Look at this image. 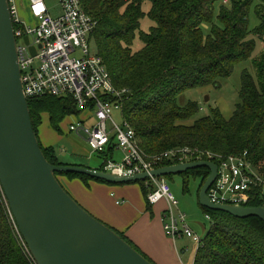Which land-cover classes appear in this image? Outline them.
I'll return each mask as SVG.
<instances>
[{
  "label": "trees",
  "instance_id": "1",
  "mask_svg": "<svg viewBox=\"0 0 264 264\" xmlns=\"http://www.w3.org/2000/svg\"><path fill=\"white\" fill-rule=\"evenodd\" d=\"M146 1L151 4L148 12L144 10ZM222 1L81 0L85 10L98 20L94 42L116 87L131 90L124 114L146 152L189 147L227 156L247 151L248 159L264 175V50L254 59L256 77L244 72L240 99L230 118L218 108L199 116L202 107L198 102L185 106L178 102L187 90L216 86L220 79L230 76L237 64L252 58L257 40L264 45V0H230L229 4ZM217 3L222 4L218 11ZM253 6L260 20L255 30L249 26ZM146 16L154 22L148 31L143 30ZM204 24L211 27L208 33ZM137 42L142 44L138 49ZM29 103L38 136L43 114L47 113L53 128L60 130L66 114L81 112L72 96L30 98ZM41 146L52 164L67 165L58 157L56 148ZM97 169H105V164ZM209 174L208 168L183 173L201 178L199 194ZM56 176L70 194L68 183L75 180L85 187L91 181L107 183L80 173L59 172ZM142 187L147 199L148 190L143 183ZM263 204L262 189L254 188L249 205ZM201 207L210 216V227L194 264H264V220ZM117 233L141 252L125 234ZM0 264H31L1 192Z\"/></svg>",
  "mask_w": 264,
  "mask_h": 264
},
{
  "label": "built area",
  "instance_id": "2",
  "mask_svg": "<svg viewBox=\"0 0 264 264\" xmlns=\"http://www.w3.org/2000/svg\"><path fill=\"white\" fill-rule=\"evenodd\" d=\"M28 2L32 16L38 20L35 27L18 18V0H9L24 93L28 99L72 96L84 120L72 122L70 130L84 137L94 152L106 154L116 148L123 153L120 162L107 160L106 170L119 175H132L151 173L154 169L170 165L209 160L219 165V175L209 192L214 201L246 206L252 199L254 188H261L264 193V175L248 159L247 151L227 156L189 147L171 148L155 154L146 152L139 143L135 128L124 114V103L129 99L131 90L116 87L103 58L96 48L93 50L91 47L98 20L85 10L81 0H61L63 11L58 17L51 14L45 0ZM223 3L229 4L230 0H223ZM32 46L36 48V55L31 51ZM120 109L123 124L113 118L114 110ZM143 185L148 190L149 205L162 201L166 205L163 211L165 234L175 241L192 239L197 252L203 237L192 228L166 177H151ZM0 192L7 203L21 248L30 263L37 264L19 231L1 184ZM206 218L210 220L209 215Z\"/></svg>",
  "mask_w": 264,
  "mask_h": 264
},
{
  "label": "water",
  "instance_id": "3",
  "mask_svg": "<svg viewBox=\"0 0 264 264\" xmlns=\"http://www.w3.org/2000/svg\"><path fill=\"white\" fill-rule=\"evenodd\" d=\"M31 51L36 55L35 46ZM199 168L210 170L199 194L203 207L264 220V205L242 206L211 198L209 192L219 175L214 161H191L132 175L52 164L44 154L24 93L10 3L0 0V184L37 264H156L86 210L56 173H80L110 184H127Z\"/></svg>",
  "mask_w": 264,
  "mask_h": 264
},
{
  "label": "rangeland",
  "instance_id": "4",
  "mask_svg": "<svg viewBox=\"0 0 264 264\" xmlns=\"http://www.w3.org/2000/svg\"><path fill=\"white\" fill-rule=\"evenodd\" d=\"M51 14L54 17H58L62 14V4L61 0H45ZM19 2V13L18 18L26 23L29 26L35 27L38 25V20L35 19L28 6L29 2L28 0H18ZM222 4L223 1H222ZM221 3L216 4V10L218 11ZM150 2L146 1L144 3V10L145 12H148L150 9ZM260 20L256 14L254 6L250 10L249 15V26L251 30H255L256 27L259 25ZM154 25V22L146 16L143 20V30L148 31L150 30V27ZM210 25L204 24V30L205 33H208L210 31ZM142 44L140 42H137L136 48H140ZM91 47L94 50L96 48L95 42L91 43ZM264 50V45L260 40H257L256 42V50L254 55L251 59L243 61L239 64H237L233 70V73L228 76L220 79L219 84L216 86H208L206 88H195L187 90L185 93L181 94L178 98V102L181 106H185L189 104L190 102H198L199 105L202 107V111L199 114V116H204L211 114L212 109L218 108L221 110V112L225 115L226 118H230L234 111L236 110L237 104L240 99V90L242 86L243 81V74L247 70L249 73H251L254 77H256V67L254 64V59L260 54L261 51ZM77 55H80L77 53ZM69 96V95H66ZM209 96V99L206 100V97ZM64 97V96H61ZM84 115H82L81 112H74V113H68L65 115V117L62 119L60 123L61 131L50 127V118L47 115L43 116V124L40 128V133L45 136L46 142L43 140L44 143L48 145H52L56 148L57 155L60 158V160L67 164V165H80L85 166L89 168H99L101 164H106L107 160H115L120 162L123 158V153L121 150L116 149L114 150V155L112 156L111 152L109 151L105 155L94 152L92 147L89 145V143L86 141L85 138H83L81 135L73 132L70 130V125L72 122H77L80 120H84ZM198 116V117H199ZM113 118L114 120L119 123L123 124V118H122V110H114L113 112ZM193 121H188L186 123H192ZM111 126V123H110ZM168 182L171 185V188L178 198L181 208L187 213V216L195 227V229L192 228L202 237L205 235L206 230L210 227V220L206 218V214L204 210L201 208V206L198 203V195H199V187H200V179L196 178L193 175H183L182 174H173L171 176L166 177ZM98 183L101 184L99 188L94 187V185ZM188 185V190H185V185ZM86 185V184H85ZM88 187V188H87ZM124 188L125 191L130 195L128 198L132 200H137V203L144 202L143 207L144 211H146L145 201L143 198V187L141 182H134V183H127V184H107V183H101L97 181H91V185H86L84 187L81 185V182L79 180H75L72 183H68V188L70 189L71 194L80 204L89 212L93 213L96 218L107 224L108 222L103 219L102 215L100 213L102 211H98L97 204L101 201H104L107 205L108 209H118L126 207L124 205L122 206H116L115 204V198L111 196V190H118L119 188ZM131 190V193L129 192ZM134 191V192H133ZM85 198V201L82 199ZM87 200L95 206L97 210L94 212V210L90 211ZM164 202H160L154 206H147L148 215L150 217H155L159 210L164 206ZM92 206V205H91ZM166 206V205H165ZM8 207V206H7ZM165 209V207H164ZM99 213V214H98ZM9 218L11 221L9 209H8ZM11 224L14 229V225L11 221ZM117 230V229H116ZM186 242L189 243L190 250L187 251L184 254L183 258L186 257L184 261L185 264H189L191 261L190 255L191 252H194V249L196 247L195 243L192 241V239H185ZM190 240V241H189ZM183 242L180 241V244H183ZM190 252V253H189Z\"/></svg>",
  "mask_w": 264,
  "mask_h": 264
},
{
  "label": "crops",
  "instance_id": "5",
  "mask_svg": "<svg viewBox=\"0 0 264 264\" xmlns=\"http://www.w3.org/2000/svg\"><path fill=\"white\" fill-rule=\"evenodd\" d=\"M44 115H47L49 117L47 113L43 114V116ZM42 124L39 127V137L41 143L46 148L54 147L52 145L44 143V140L46 142L45 136L40 133V128L42 127ZM50 127L53 128L51 122ZM59 131H61V128ZM199 179L201 183V178ZM81 185H83V183H81ZM100 186L102 185L98 183L94 185V187L96 188H99ZM129 192L130 194H132L131 190H129ZM142 194L145 201L146 211H144L143 201L142 203H137V200H132L128 198V196L130 195L125 191L124 188L121 187L118 190L112 189L111 196L115 198L114 205H124L126 207L118 209H108L105 202L101 201L97 204L98 211H102L100 215H102L103 219H105V221L108 222L110 226L117 229V231H120L125 234V236L128 237L141 250L142 253H144L149 259H151L156 264H185L186 261L184 260L186 259V257L183 258L182 253L185 254L187 251L190 250V247L188 246L189 243L186 242L187 240H185L187 238H182L175 241L172 238L168 237L165 234L163 228V211L165 204L163 203L164 206L161 208V210L157 211L158 214L155 217H150L147 211L148 202L143 191ZM82 200L85 201V198H83ZM118 200H121V203H117ZM87 203L90 211L94 210V212H96L95 210L97 209L95 208L93 203L91 204L88 200ZM193 228L195 229L194 226ZM180 241H184V243L180 244ZM189 255V261H191L189 264H194L196 256V247L194 249V252H191V254Z\"/></svg>",
  "mask_w": 264,
  "mask_h": 264
}]
</instances>
